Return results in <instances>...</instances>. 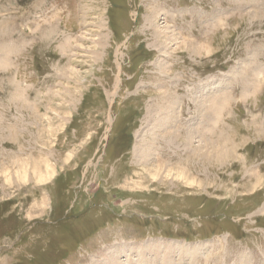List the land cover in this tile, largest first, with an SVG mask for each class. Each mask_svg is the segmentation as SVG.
<instances>
[{
  "label": "rangeland",
  "instance_id": "obj_1",
  "mask_svg": "<svg viewBox=\"0 0 264 264\" xmlns=\"http://www.w3.org/2000/svg\"><path fill=\"white\" fill-rule=\"evenodd\" d=\"M149 242L264 264V0H0V264Z\"/></svg>",
  "mask_w": 264,
  "mask_h": 264
},
{
  "label": "bare ground",
  "instance_id": "obj_2",
  "mask_svg": "<svg viewBox=\"0 0 264 264\" xmlns=\"http://www.w3.org/2000/svg\"><path fill=\"white\" fill-rule=\"evenodd\" d=\"M152 16H153L152 14H148V16L145 17L146 21L149 24L153 23V17ZM161 32L163 34H168L169 33L167 28L162 30ZM167 39L171 40L172 37L169 38V36H168ZM201 102H202V100H201ZM201 104L204 105V103H201ZM203 111H202V109H200V111L198 112L199 118L200 117L203 118V116H202V114H204ZM146 115H147L146 116V120H147L148 124H149V121L152 122V121L155 120V121L158 122L157 125L155 126V128H158V129L159 128H161V129H163V128L165 129L166 128V130H167V129L170 128L169 127L170 125L174 126L173 123H174V121H176V120H174V110H173V107L171 106V103L169 105L158 106L157 109H154L151 106V107L148 108V111H147ZM157 115H159L158 118L156 117ZM204 122H205V120H204ZM170 135H171L170 138H169L170 142H168V144L169 143L170 144L173 143L176 140V138L178 137V134H177L176 131H172L170 133ZM187 139H188V143H192L193 142L194 133L192 131L190 133H188V138ZM149 148L152 150L150 145L147 146L146 150H149ZM143 150H144V147L141 148L140 145H139V147L137 146L135 148L136 160L137 161H141V162H148L151 158L146 154L147 151L144 152ZM222 153H223V151H222ZM223 154L225 155V152ZM153 244H156V243H153ZM153 244H151L149 242L145 246L143 245L142 247H138L137 248L138 252H139L138 254L140 255V262L142 260L143 262H145V264H149V263H147V260H148L147 259L148 257L146 258V254H147V255H149L151 257L150 259L152 261H157L158 260L157 256H160V258L163 261H165L164 264H168V262H170V260L172 261L174 259V255L173 254H175V255L179 256L181 263H186L188 260H190V261L191 260H195V258H197V256H199L200 254L203 253L202 252V249H203L202 244H194V245H187V246H181V245H177L176 246L174 244H171V245L168 244V245L162 246L161 244H159V245L152 246ZM133 248L134 247H132V249ZM133 252L134 251L131 250V247H128V246H126L124 244H121V245H118L116 248H114L113 250L110 251V256L113 257L114 259H116L119 263L133 264V260H131V262H130V258H132V254L131 253H133ZM159 252H160V254H159ZM123 253H125L126 262H125L124 258L121 259V261L119 260L120 259L119 256L123 255ZM190 261H188V263H190ZM190 264H192V263H190ZM235 264H251V262H250L249 257L246 256L245 254H243L239 258V260L237 262H235Z\"/></svg>",
  "mask_w": 264,
  "mask_h": 264
}]
</instances>
